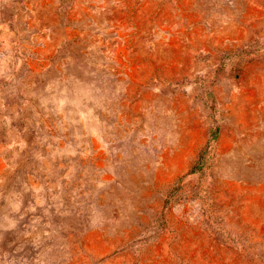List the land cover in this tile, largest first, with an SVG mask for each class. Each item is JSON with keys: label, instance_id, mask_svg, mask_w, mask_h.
Segmentation results:
<instances>
[{"label": "rangeland", "instance_id": "obj_1", "mask_svg": "<svg viewBox=\"0 0 264 264\" xmlns=\"http://www.w3.org/2000/svg\"><path fill=\"white\" fill-rule=\"evenodd\" d=\"M0 264H264V0H0Z\"/></svg>", "mask_w": 264, "mask_h": 264}]
</instances>
